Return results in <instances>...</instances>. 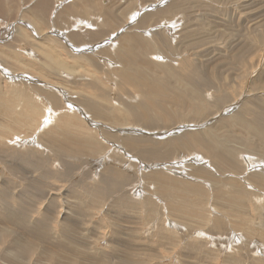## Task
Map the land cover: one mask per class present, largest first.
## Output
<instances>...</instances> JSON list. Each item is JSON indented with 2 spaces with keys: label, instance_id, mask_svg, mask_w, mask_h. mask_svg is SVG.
<instances>
[{
  "label": "rangeland",
  "instance_id": "obj_1",
  "mask_svg": "<svg viewBox=\"0 0 264 264\" xmlns=\"http://www.w3.org/2000/svg\"><path fill=\"white\" fill-rule=\"evenodd\" d=\"M132 34L134 38H131ZM123 37L128 40L127 45ZM48 46L64 65L59 71L49 72L46 57L42 58V51ZM126 50H132V56H135L132 61L142 66L139 68L135 63L138 71L149 73V77L159 81L160 88L163 86L165 92L170 91L169 95L175 94V98L179 92L184 97L191 95L180 108L174 109L175 120L166 122L159 113L153 114L155 120L151 118L146 127L142 119L138 123L128 117L124 123L117 121V116L125 117L124 106L128 103L145 101V84L136 92L130 89L119 73L121 68L129 71L122 58ZM193 71L204 79L198 92L192 87L193 75H196ZM187 72L192 75L186 79L188 86H183L184 81L180 83L177 79L185 78L183 74ZM136 78L142 79L139 76ZM16 90L25 92L37 107L35 111L39 106L41 108L34 112L21 107L27 102L14 94ZM0 93L4 98L0 99L1 105L10 104L6 106L5 113L0 112L1 255L16 252L11 246L14 236L20 235L23 240L26 237L33 239L36 227H41L37 229H44L46 232L43 234L47 233V236H38L41 242L36 238V245L29 251V256L24 255V262H29L27 264H55L59 259L51 260L40 255L41 252L54 250L57 256L55 245L59 242L67 245L69 241L79 242L75 244L79 245L77 250L83 255L77 258L81 264L105 262V254V257L110 254L114 258L119 243L122 247L125 245L128 252L137 250L138 253H134L138 258L136 260L146 264H181L179 256L188 257L190 264H264L263 245L257 241L248 244L254 235L243 230L251 228V232H255L257 226L254 228L250 220L242 224L234 218L235 223L228 214L231 209H237L240 215L256 219L257 223L264 225V211L261 213L258 208L264 204V186H257L255 178V175L261 178L264 175V142L260 135L257 136L255 117L249 112L252 109L260 111L264 118V0H0ZM16 96L21 102L15 107ZM50 97L59 101V110L74 116L69 118L72 124L68 128L72 133L80 132L81 135L74 140V146L72 143L70 148H58L62 149L60 155L54 147L47 145L46 133L58 134L57 139H66V145L69 137H60V132L53 129L63 130L65 127L57 119L61 112H53ZM134 98L135 101H132ZM81 100L101 109V116H90L81 107ZM68 101L74 103L69 104ZM252 103L255 104L253 107ZM22 110L28 111V121L23 118ZM195 110L198 114L194 116ZM235 119L240 120V125H232ZM205 128L221 137L218 151L225 144L229 149L236 150V158L227 154V163L221 169L203 151L185 147L176 149L173 142L168 145V140L170 142L183 132H202ZM263 128L258 127L262 132ZM153 130L154 133H150ZM88 131L99 142L98 149L87 150L86 146L82 151L77 150L78 144L83 143L82 135L90 140ZM137 135L146 137L148 141L141 142L137 149L121 147L125 137ZM88 139L83 141L87 144ZM247 140L254 148L248 150L246 145L243 146ZM97 151L101 154L98 155ZM141 151L144 153L142 157ZM195 153L199 154L198 157ZM117 155H120L119 158ZM112 171L114 177L109 175ZM162 172L164 175L159 174ZM196 174L198 177L194 178ZM108 175L113 178L110 193L104 195L101 201L93 202L97 205L89 203L87 194L83 193L86 187L92 189L93 186L95 189L105 186L106 180H112L108 179ZM155 175H168L166 178L176 175V178H168L170 182L173 179L175 188L171 183L169 185L174 191H166L176 193L179 185L188 180L187 184L192 182V186L202 188L205 196L199 199L197 192L187 189L185 197L188 196L189 200L194 197V203L190 200L193 204L191 208H194L193 211L190 209L191 215H181L183 202L179 198L176 201L180 202V212L174 210V214L169 213L165 198L160 201L152 196L159 188ZM184 183L182 185H186ZM238 191H244V195L239 196ZM178 193L184 192L179 190ZM222 195H225L223 201L218 198ZM235 196H238V201L231 202L230 199ZM147 201H151L148 205L151 208L143 207ZM196 201H201L198 204L200 209L196 208ZM73 204L83 207V213ZM124 205H133L134 208ZM75 209L77 213H74ZM147 213H152L150 219ZM26 214L28 219H24ZM69 214L71 219L72 216L77 217L75 225H72L73 233L65 226V222L70 221L67 218ZM194 214L199 217L192 219ZM198 218L201 219L195 220ZM216 223H223V226ZM7 228L14 231L4 233ZM2 234L5 237L2 238Z\"/></svg>",
  "mask_w": 264,
  "mask_h": 264
},
{
  "label": "bare ground",
  "instance_id": "obj_2",
  "mask_svg": "<svg viewBox=\"0 0 264 264\" xmlns=\"http://www.w3.org/2000/svg\"><path fill=\"white\" fill-rule=\"evenodd\" d=\"M82 8V7H81ZM87 9H88V7H86ZM83 9H85L84 7H83ZM89 9H91V8H89ZM88 9V10H89ZM82 10V9H81ZM87 13V12H86ZM113 16V15H112ZM79 18V17H78ZM87 18V17H86ZM125 23V22H124ZM89 24V23H88ZM116 24V23H115ZM122 26V25H121ZM115 27V26H114ZM120 28V27H119ZM122 29V28H121ZM131 35V34H130ZM133 35L134 34H132V37L131 38H134L135 37V35H134V37H133ZM123 36V35H122ZM122 36H121V38H122ZM124 36H125V33H124ZM120 38V39H121ZM124 38V37H123ZM116 39H118V38H116ZM129 39H130V37H129ZM124 40L126 41V39L124 38ZM134 40V39H133ZM118 41V40H117ZM128 41V40H127ZM127 41H126V45H127ZM121 42H122V40H121ZM2 43V42H1ZM116 43V42H115ZM118 43H119V41H118ZM134 43V42H133ZM135 43H137V42H135ZM117 44V43H116ZM120 44H122V43H120ZM119 44V46H121ZM131 44V43H130ZM42 45H43V43H42ZM123 45V44H122ZM124 45H125V43H124ZM125 45V46H126ZM116 46H118V45H116ZM124 47V46H123ZM134 47H137V46H134ZM2 48V47H1ZM118 48V47H117ZM126 48V47H125ZM3 49V48H2ZM2 49H1V51H2ZM138 49V48H137ZM4 50V49H3ZM117 50H119V49H117ZM116 50V51H117ZM121 50V49H120ZM132 50H133V48H132ZM132 50H126V51H123V52H125L124 54H122V58H123V60H125V63L127 64V68L129 69V71H126L127 69H125V71L123 72V68H121L120 69V71H119V73H120V75H122V80L123 81H125V83L130 87V89H133L134 91H136L137 92V89H141V86L143 87V85L144 86H146L145 87V90H146V93H145V103L143 102V100L140 102V103H137V104H134V103H128L127 104V106H124V108H125V114H123L121 111V113L123 114V115H125V117L123 118H120V116H119V118H118V116H117V121L120 123H124V121L126 120V119H128V118H132L130 121H133V122H136V123H138V121H139V119H142L143 121H144V125H145V127L147 126V125H149V122H150V120H151V118L152 119H154V117H152L153 116V114L154 115H159V113L161 114L160 115V117H162L163 119H164V121H166V122H171V121H173V120H175V117L176 116H174L173 114L175 113V112H173L174 111V109H178V108H180L184 103H185V101L191 96L190 94H186L187 96L186 97H184L183 95H182V93H180L179 92V95H178V97L177 98H175V94L174 95H169V93H170V91H168V92H165L164 91V89L165 88H163V86L160 88V86H159V84H158V82L159 81H156V79L155 78H151V77H149V73H147V72H145V70L143 71H141V72H139L138 71V69L139 68H141V67H139L138 66V64H139V62H135V61H132V57H135L134 55L132 56V54H133V52H132ZM5 51V50H4ZM110 51H111V49H110ZM115 51V52H116ZM122 51V50H121ZM42 52H44V55L42 56V58L45 56L46 58H45V62H46V65L48 66V71L50 72V70L51 71H59V69H61V68H63L64 67V65H62V62L59 60H57V55H55L54 53H53V51H52V49L48 46L47 48H45V51H42ZM105 53V52H104ZM112 53V52H111ZM43 54V53H42ZM46 54V55H45ZM108 54V53H107ZM115 55H117V54H115ZM136 55V54H135ZM138 55V54H137ZM120 57V59H121V55L119 56ZM139 57V56H138ZM25 58V57H24ZM79 58V57H78ZM27 59V58H26ZM77 59V58H76ZM23 60V59H22ZM118 60V59H117ZM135 60V59H134ZM138 61H139V58H138ZM118 62V61H117ZM115 63H116V61H115ZM124 63V64H125ZM137 64V66L139 67H137V66H135L136 64ZM43 64V63H42ZM65 64V63H64ZM125 64V65H126ZM117 65H119V63L117 64ZM121 66V65H120ZM23 67H24V65H23ZM67 67H70V66H67ZM144 68V67H143ZM44 69H45V67H44ZM67 69V68H66ZM123 69V70H122ZM146 69V68H145ZM47 70V69H46ZM116 70V69H115ZM147 70V69H146ZM194 70V69H193ZM65 70H63V72H64ZM191 71H192V69H191ZM203 71V70H202ZM254 71V70H253ZM118 72V71H117ZM181 72V71H180ZM193 72H195V71H193ZM190 73V72H189ZM189 73L187 72V74L185 73V74H183V75H186V77L185 78H178L177 79V81L178 82H183L184 81V84H183V86H188V84H189V81H187L186 79H190V75H192V73L189 75ZM197 73L199 74V72H198V70H197ZM85 74V73H84ZM118 74V73H117ZM153 74V73H152ZM194 74V73H193ZM195 74H196V72H195ZM135 76H139L140 78H142V79H139V80H137V78L135 79ZM193 76H195L194 77V81H193V85H192V83L190 82V85H192V87L194 88V90L193 91H195V92H198L199 91V89H200V87L201 86H203V81H204V79L202 78V77H198V76H201V75H193ZM144 77V78H143ZM168 77H170V76H168ZM17 78V77H16ZM25 78V77H24ZM206 78V77H205ZM71 80V79H70ZM186 80V81H185ZM96 81V80H95ZM172 81V80H171ZM191 81V80H190ZM206 81V80H205ZM102 82V81H101ZM100 82V83H101ZM100 83L98 84V86L100 85ZM164 84V83H163ZM166 84V83H165ZM164 84V85H165ZM172 84V83H171ZM177 84V83H176ZM19 85V84H18ZM168 85V84H167ZM170 85V84H169ZM173 85H174V82H173ZM189 85V86H190ZM208 85V84H207ZM166 86V85H165ZM178 86V85H177ZM44 87V86H43ZM136 87V88H135ZM182 87V86H181ZM167 88V87H166ZM180 88V87H179ZM168 89V88H167ZM15 90V89H14ZM89 90V89H88ZM174 90V89H173ZM91 91V90H90ZM90 91H88L89 93H90ZM92 92H94V91H92ZM133 92V91H132ZM182 92V91H181ZM174 93V92H173ZM1 94V93H0ZM10 94V93H9ZM14 94H18V96H21L22 98H24L25 99V101L27 102V103H24L21 107H25L26 109H28V110H31V111H33L34 110V112H37L38 111V109H39V107H38V109H37V111H35V108H37V107H35L34 105H33V102H32V100L30 99V98H28V96L25 94V92L23 93V91H18V90H16V92H14ZM30 94V93H29ZM106 94V93H105ZM171 94V93H170ZM45 95V94H44ZM79 95H80V92H79ZM12 96V95H11ZM32 96V95H31ZM30 96V97H31ZM83 96V95H82ZM92 96V95H91ZM110 96V95H109ZM33 97V96H32ZM84 97H85V95H84ZM87 97H89V96H87ZM102 97H104V96H102ZM202 97V96H201ZM46 98H47V96H46ZM79 98V97H78ZM0 99H4V98H2V96L0 95ZM48 99V98H47ZM74 99V98H73ZM76 99V98H75ZM82 99V98H81ZM49 100H50V102H51V105H52V108H53V112H55V111H60L61 113H60V117H58L57 119L62 123V126H63V128L65 127V129H61V130H59V128H53L55 131H58V132H60L59 133V136L61 137V136H64V135H67L68 137H69V143H67V145L66 144H64V141L66 140H64L63 141V139H60V140H58L57 139V135L56 136H54V135H52V134H54L53 132H52V134L49 132V131H47V133H46V139H47V145H51V148L52 147H54L57 151H58V153H59V155H60V152L62 153V149H59L58 150V148H61V146H64V147H68L69 146V148H70V145L73 143V142H75L74 140H76V139H78L79 137L78 136H81L80 135V132H78V133H72L71 131H70V128H68V127H70V125L72 124L71 122H70V120H69V118H71V119H73L74 118V116L73 115H68L67 113H65V112H62L61 110H59L60 109V104H59V101L55 98V97H50L49 98ZM77 100V99H76ZM138 100V99H137ZM78 101V100H77ZM92 101V100H91ZM132 101H135V98L134 99H132ZM6 102H8L7 100H6ZM21 101L18 99V97L16 96V102L14 103L13 102V104H14V106L16 107V106H20V105H18V103H20ZM68 102H70L69 104H73L74 102L73 101H68ZM91 102H89V104H88V102H86V101H82L81 100V107L83 108H85V110L89 113V115L91 116V114L92 115H94V116H101V114H102V110L101 109H98L97 107H95V106H93V104L91 105L90 104ZM167 103H168V105H167ZM2 104V102H0V107L2 106V109H0V112H1V110H2V112H4V110H7L6 109V106L7 105H10L9 103L7 104L6 103V105L4 106V105H1ZM12 105V104H11ZM106 105V104H105ZM255 105V104H254ZM253 105V103H252V107L254 106ZM42 106V105H41ZM113 106V105H112ZM171 106V107H170ZM107 107V106H106ZM178 107V108H177ZM11 108V107H10ZM9 108V109H10ZM41 108V107H40ZM87 108V109H86ZM143 110H141V109ZM8 109V110H9ZM55 110V111H54ZM83 110V109H82ZM114 110H117V109H115L114 108ZM23 112H22V116H23V118H25L27 121H28V119H27V115H28V111H25V110H22ZM118 111V110H117ZM170 111H172V113L170 112ZM7 112V111H6ZM11 112V111H10ZM43 112V111H42ZM109 112H111L110 110H109ZM249 112H251L253 115H254V125H255V132H256V134H257V136L258 135H260L259 137H261L262 138V140H263V142H264V131L262 132V131H260L259 129H258V127H260V126H262V128H263V124H264V118L262 117V115H261V113H260V111H257V110H249ZM5 113V112H4ZM46 113V112H45ZM263 113H264V111H263ZM6 114H8V113H6ZM112 114V113H111ZM110 114V115H111ZM113 114H115V113H113ZM117 114H118V112H117ZM120 114V113H119ZM118 114V115H119ZM198 114V111L197 110H195L194 112H193V115L195 116V115H197ZM242 114V113H241ZM3 115V114H2ZM108 115V114H107ZM48 116V115H47ZM109 116V115H108ZM113 117H114V115H112ZM111 116V117H112ZM113 117H112V119H113ZM128 117V118H127ZM212 118L214 117V116H211ZM22 118V119H23ZM50 118V117H49ZM110 118V117H109ZM156 118V117H155ZM179 118V117H178ZM107 119H108V117H107ZM122 119V120H121ZM173 119V120H172ZM240 119V118H239ZM239 119H235V120H233L232 121V125H234V126H236L237 124H238V122H240V120ZM35 120V119H34ZM114 120H116L115 118H114ZM155 120V119H154ZM153 120V121H154ZM162 120V119H161ZM20 121H21V119H20ZM20 121L18 120V124H20ZM23 121V120H22ZM110 121V120H109ZM128 121V120H127ZM142 121V122H143ZM70 122V123H69ZM132 122V123H133ZM23 123H25V122H23ZM112 123H117L116 121L115 122H113V120H112ZM131 123V124H132ZM140 123V122H139ZM152 123V122H151ZM150 123V124H151ZM127 124H130V122L129 123H126V125ZM134 124V123H133ZM3 125V124H2ZM74 125V124H73ZM117 125H118V123H117ZM138 125V124H137ZM140 125V124H139ZM238 125H240V124H238ZM114 126H116V125H114ZM119 126H120V124H119ZM122 126V125H121ZM132 126V125H131ZM135 126V125H134ZM142 126H143V124H142ZM141 126V127H142ZM2 127V126H1ZM125 127V126H124ZM130 127V126H129ZM141 127H139V129L141 128ZM151 127V126H150ZM2 128H4L5 129V127L3 126ZM7 128H9V127H7ZM7 128H6V130H7ZM61 128V127H60ZM81 128V127H80ZM121 128V127H120ZM136 128H138V127H136ZM148 128V127H147ZM152 128V127H151ZM169 128V127H168ZM209 128H211V127H209ZM42 129H43V127H42ZM53 129H51V130H53ZM79 129V128H78ZM127 129V128H126ZM206 130L205 131H198V132H183V134L181 135V136H179V137H177V138H172V140L170 139V142H169V140H168V145L169 144H171V142H173V145H174V147L176 148V149H179V148H183V147H185V148H190V149H192V150H200V151H203L207 156H209L210 157V159L213 161V162H215L216 164H218V167L221 169L222 168V166H224L227 162H226V158H227V154L228 155H230L231 157H234L235 155H236V150H232V149H229L228 148V146L225 144V145H222L221 146V148L219 149L220 151H218L217 150V144H220L221 143V137H219V136H217V133H214V132H211V129L209 130L208 128H205ZM207 129L209 130V131H207ZM241 129V128H240ZM6 130H4V131H6ZM10 130V129H9ZM30 130V129H29ZM128 130H129V128H128ZM143 130V129H142ZM141 130V131H142ZM148 130V129H147ZM151 130V129H150ZM263 130H264V128H263ZM140 131V130H139ZM187 131V130H186ZM254 131V130H253ZM252 131V132H253ZM49 132V133H48ZM58 132H56V133H58ZM179 132V131H178ZM181 132H182V130H181ZM180 132V133H181ZM6 133V132H5ZM15 133V132H14ZM55 133V134H56ZM88 133V134H87ZM86 134H87V136H89L90 137V140L86 137V135L84 136V135H82V137H80V138H83V140L84 139H88V141H89V143H85L83 140H81L83 143L82 144H80L79 142V144H78V148H77V150H79V151H82L83 150V148L84 147H86V146H88L87 148V150H93L94 151V149L98 146V141L96 140L95 141V135H93L91 132L89 133V131L87 132ZM110 133V132H109ZM142 133V132H141ZM150 133H154V130L153 131H151ZM82 134V133H81ZM136 134V133H135ZM134 134V135H135ZM164 135V134H163ZM179 135V134H178ZM140 136H143V135H140ZM160 138V135H158L157 136V138ZM97 138V137H96ZM158 138V139H159ZM165 138H166V136H165ZM236 138V137H235ZM239 138V137H238ZM57 139V141H56V143H53L55 140ZM115 139V138H114ZM226 141H227V139L226 138H224ZM107 140V139H106ZM113 140V139H112ZM145 140H147L146 139V137L145 138H140L138 135L137 136H135V137H132V136H128V137H125V139H124V145H120L119 144V146H121L123 149H125L126 147H128V149L129 148H132V149H137L139 146L138 145H140L141 144V142H145ZM150 140V139H149ZM151 140H152V138H151ZM235 140H237V139H235ZM239 140V139H238ZM249 140V139H248ZM246 141L245 143H244V145L243 146H245L246 145V148L249 150V149H252V148H254L253 146H251V144H250V140L249 141ZM148 141V140H147ZM154 141V140H153ZM112 142V141H111ZM116 142H117V140H116ZM239 142H241V141H239ZM249 142V143H248ZM93 143V144H92ZM153 143V142H152ZM64 144V145H63ZM84 144V145H83ZM92 144V145H91ZM147 144V143H146ZM150 144V143H149ZM164 144V143H163ZM66 145V146H65ZM162 145V144H161ZM165 145H167L166 143H165ZM167 145V146H168ZM253 145V144H252ZM73 146H74V143H73ZM124 146V147H123ZM143 146V145H142ZM172 146V145H171ZM170 147V146H169ZM256 147V146H255ZM145 148V147H144ZM147 148H149V147H147ZM147 148H145V149H147ZM155 148V147H154ZM244 148V147H243ZM4 149V148H3ZM86 149V148H85ZM97 149H98V147H97ZM96 149V150H97ZM171 149V148H170ZM51 150V149H50ZM65 150V149H64ZM131 150V149H130ZM143 150V149H142ZM149 150V149H148ZM157 150H158V148H157ZM174 150V149H173ZM184 150V149H183ZM14 151V150H13ZM53 151V150H52ZM104 151H106V149L104 150ZM127 151V150H126ZM145 151V150H144ZM151 151H152V149H151ZM169 151V150H168ZM200 151L198 152V153H200ZM251 151V150H250ZM47 152V151H46ZM65 152V151H64ZM76 152V151H75ZM99 151H97V154L99 155V154H101L100 152L98 153ZM187 152H189V150L187 151ZM41 153V152H40ZM49 153V152H48ZM47 153V154H48ZM105 153V152H104ZM167 153V152H166ZM174 153V152H173ZM191 153H193V151L191 152ZM202 153V152H201ZM251 153V152H250ZM37 154V153H36ZM39 154V153H38ZM55 154V153H54ZM65 154V153H64ZM63 154V155H64ZM94 154V153H93ZM92 154V155H93ZM145 154H146V152H145ZM149 154V153H148ZM196 155H197V157H198V155L199 154H197V153H195ZM195 154H193V155H195ZM35 155V154H34ZM40 155V154H39ZM56 155V154H55ZM67 155H69V154H67ZM91 155V154H90ZM114 155V154H113ZM129 155V154H128ZM144 155V153L141 151V154H140V156L142 157ZM152 155V154H151ZM154 155H155V153H154ZM153 155V156H154ZM202 155V154H201ZM204 155V154H203ZM206 155H204L205 157H207ZM30 156V155H29ZM29 156H28V158H29ZM37 156V155H36ZM118 156H120V155H117V157ZM127 156V155H126ZM148 156V155H147ZM155 156H157V155H155ZM229 156V157H230ZM45 157V156H44ZM31 158H33V157H31ZM43 158V157H42ZM107 158V157H106ZM119 158V157H118ZM123 158V157H122ZM146 158V157H145ZM156 158V157H155ZM159 158V157H158ZM235 158H236V156H235ZM234 158V159H235ZM240 158V157H239ZM27 159V158H26ZM97 159V158H96ZM30 160V159H29ZM46 160V159H45ZM206 160V159H205ZM248 160H250V159H248ZM253 160H254V158H253ZM32 161V160H31ZM60 161H62V160H60ZM252 161V160H251ZM255 161V160H254ZM257 161H259V160H257ZM29 162V161H28ZM36 162V161H35ZM121 162V161H120ZM76 163V162H75ZM122 163V162H121ZM262 163H264V162H262ZM254 164V163H253ZM257 164V163H256ZM107 165V164H106ZM154 165V164H153ZM235 165V164H234ZM66 165H64V167H65ZM104 166V165H103ZM117 166H119V165H117ZM177 167V166H176ZM176 167H174V169L176 168ZM250 167V166H249ZM68 168V167H67ZM104 168V167H103ZM168 168V167H167ZM209 168V167H208ZM230 168V167H229ZM262 168V167H261ZM109 169V168H108ZM166 169V168H165ZM201 169H202V167H201ZM200 169V170H201ZM211 169V168H210ZM105 170H107V166H106V169ZM204 170V169H203ZM224 170H227V169H224ZM264 170V169H263ZM103 171V170H102ZM167 171H169V170H167ZM171 171H173V170H171ZM29 172V171H28ZM201 172H203L202 170H201ZM108 173H110V172H108ZM123 173V172H122ZM148 173V172H147ZM147 173H145V174H147ZM172 173H175L174 171L172 172ZM255 173V172H254ZM159 174H163V172L162 173H159ZM215 174V173H214ZM109 175H113V177H114V173H113V171H112V173L111 174H109ZM108 175V179H110V178H112L111 176H109ZM117 175H121L120 173H117ZM164 175V174H163ZM162 175V176H163ZM174 175V174H173ZM172 175V176H173ZM177 175V174H176ZM175 175V176H176ZM204 175V174H203ZM209 175V174H208ZM230 175V174H229ZM255 175V174H254ZM105 176V175H104ZM103 176V177H104ZM116 176V175H115ZM161 175H160V177L159 176H157V175H155V182L156 183H158L159 182V188L157 189V191L154 193V194H152V196L153 197H156V198H158V200H160V201H162V198L164 197L165 198V200L168 202L167 204H165V207L167 208V211H169V213H171L172 212V214H174V210H176L177 212H180V202L182 203L183 202V209L181 210V212H182V216L183 217H189L190 215H191V211H193L192 209H194V208H191L192 206L191 205H193V204H190V200H194V197H192V198H190V200L188 199V196H186L185 197V195H186V191H187V189H188V191L189 190H191V189H193L195 192H197L198 193V198L199 199H202V197H204L205 196V193H204V191H202L201 189L202 188H197L198 187V185H195V186H197V187H194V186H192V185H194L192 182H190L189 184H187L186 182H188V180L187 181H184L183 183L184 184H186V185H182L183 183H181V185H179V188H177V190H178V192H179V190H182V192H184V193H178V192H174V193H172V191H174V190H172L170 187H174V185H172V182H173V179H172V182H170L169 181V179L170 178H174V177H172V176H170V178L169 177H165V176H168V175H165V176H163L162 177ZM180 176V175H179ZM260 176V175H259ZM259 176H256L255 175V178H256V185L257 186H259V187H263L264 186V175H263V178H261V177H259ZM102 177V178H103ZM106 177V176H105ZM110 177V178H109ZM117 178H118V176H116ZM195 177H198L197 176V174H196V176H194V178ZM211 177V176H210ZM73 178V177H72ZM117 178H115V182H116V179ZM120 178H124V177H120ZM169 178V179H168ZM176 178V177H175ZM107 178H105V180H106ZM154 179V178H153ZM153 179H152V181H153ZM178 179V178H177ZM180 179V178H179ZM178 179V180H179ZM197 179V178H196ZM71 180V179H70ZM105 180H103V181H105ZM120 180V179H119ZM139 180V179H138ZM198 180V179H197ZM210 180H212V179H210ZM251 180V179H250ZM110 181H111V183H113L112 181H113V178H112V180H106V182H105V186H100L101 188H95V189H93V186H91V188L93 189H90V187H89V189H87V187H86V190H84L85 192H83V193H85V194H87V200L89 201V203H91V204H93V202H99V201H101L100 199L104 196V195H108L109 193H110V189H111V187L113 186V185H110ZM129 181V180H128ZM190 181V180H189ZM192 181V180H191ZM218 181V180H217ZM238 181V180H237ZM75 182V181H74ZM154 182V183H155ZM166 182H168V183H166ZM181 182V181H180ZM179 182V183H180ZM210 182V181H209ZM79 183V182H78ZM169 183H171V185H169ZM194 183H196V184H198V182L197 181H195ZM201 183V182H200ZM199 183V184H200ZM71 184H73V183H71ZM116 184V183H115ZM127 185H128V183H126ZM174 184H175V182H174ZM211 184H213V181H211ZM215 184V183H214ZM81 185V184H80ZM118 185H119V183H118ZM176 185H177V182H176ZM201 185V184H200ZM199 185V186H200ZM88 186V185H87ZM152 186V185H151ZM181 186V187H180ZM185 186V187H184ZM97 187V186H96ZM119 187V186H118ZM122 187V186H121ZM172 187V188H173ZM177 187V186H176ZM114 188V187H113ZM116 188V187H115ZM175 188V187H174ZM173 188V189H174ZM75 189V188H74ZM172 190L171 192L170 191H166V190ZM183 189H185V190H183ZM67 190V189H66ZM155 190V189H154ZM80 191V190H79ZM159 191V192H158ZM187 191V192H188ZM22 192V191H21ZM34 192V191H33ZM127 192V191H126ZM190 192V191H189ZM208 192V191H207ZM258 192V191H257ZM76 193V192H75ZM74 193V194H75ZM220 193H222V194H224L222 191L220 192ZM220 193H219V195H220ZM238 193H239V196H243L244 195V191H238ZM21 194H23V193H21ZM190 194V193H189ZM247 194V193H246ZM246 194H245V196H246ZM2 195V194H1ZM129 195V194H128ZM188 195V194H187ZM217 195V194H216ZM251 195V194H250ZM25 196V195H24ZM33 196V195H32ZM82 196V195H81ZM84 196V197H85ZM122 196V195H121ZM135 196V195H134ZM194 196H196V195H194ZM224 196L225 195H222V196H219L218 198L220 199V200H222L223 198H224ZM78 197H80V196H78ZM124 197H126V196H124ZM136 197H137V195H136ZM216 197V196H215ZM227 197V196H226ZM238 196H235V197H233V198H231L230 199V201L231 202H233V200L234 201H238L237 198ZM75 198H77V197H75ZM123 198V197H122ZM180 199L181 201L180 202H177L176 200L177 199ZM206 198V197H205ZM230 198V197H229ZM248 198V197H247ZM264 198V197H263ZM1 199V198H0ZM20 199V198H19ZM28 199V198H27ZM133 198H131V200H132ZM227 199V198H226ZM23 200V199H22ZM94 200H96V201H94ZM110 200V199H109ZM118 200H119V198H118ZM127 200V199H126ZM224 200V199H223ZM222 200V201H223ZM1 201V200H0ZM28 201V200H27ZM117 201V200H116ZM124 201H125V199H124ZM128 201V200H127ZM152 201V200H151ZM150 201V202H151ZM156 201V200H155ZM229 201V200H228ZM263 201V200H262ZM29 202V201H28ZM32 202V201H31ZM31 202H30V204H31ZM119 202V201H118ZM121 202V201H120ZM119 202V203H120ZM149 202V203H150ZM197 202V201H196ZM25 203V202H24ZM77 203H79V202H77ZM149 203H148V201H147V203H143V207H147L148 205H149ZM192 203H194V201L192 202ZM200 203H201V201H198L197 202V204L195 205L196 206V208H199L200 209V207L198 206V204L200 205ZM203 203V202H202ZM222 203V202H221ZM220 203V204H221ZM229 203V202H228ZM22 204V203H21ZM96 204V203H95ZM95 204H93V205H95ZM79 205V204H78ZM97 205V204H96ZM138 205V204H137ZM235 205V204H234ZM241 205V204H240ZM73 207H76V208H80L79 210H80V213H83V211H84V208L83 207H81L80 205L79 206H77V205H72ZM91 206V205H90ZM103 206V205H102ZM120 206V205H119ZM124 206H126V205H124ZM163 206V205H162ZM220 207H221V205H219ZM229 206V205H228ZM251 206V205H250ZM20 207H21V205H20ZM25 207V206H24ZM126 207H130V208H134V206L133 205H131V206H126ZM136 207H138V206H136ZM141 207V206H140ZM148 207H150V206H148ZM153 207V206H152ZM235 207V206H234ZM23 208V207H22ZM22 208H21V210H22ZM151 208V207H150ZM154 208V207H153ZM223 208V207H222ZM228 208L229 207H227V209L226 210H228ZM240 208V207H239ZM238 208V209H239ZM259 210L261 211V213H263V211H264V204L263 205H260L259 207ZM12 209V208H11ZM72 209V208H71ZM126 208H124V210H125ZM185 209H186V211H185ZM190 209H191V211H190ZM245 209V208H244ZM113 210V209H112ZM149 210V209H148ZM197 210V209H196ZM224 210H225V208H224ZM237 209H234V210H230L229 212H228V214H229V216H231V218L232 219H236L237 220V222H240V223H242L243 224V222H248L249 220L252 222V224H254V228L257 226V227H259V228H255V232H251V228H246V229H243V227L241 228V229H243V230H247L248 232H246V233H251V234H253L254 235V239H252V240H250L249 242H247L248 244H250V243H252L253 241H257V242H259L260 244H262L263 245V247H264V227H262V225H263V223H261V222H256V219L255 220H252L250 217H248V216H242V215H240V213L239 212H237L236 211ZM240 210V209H239ZM256 210V209H255ZM12 212L13 211H15V210H11ZM109 211V210H108ZM144 211V210H143ZM146 211V210H145ZM150 211V210H149ZM154 211V210H153ZM171 211V212H170ZM198 211L199 210H197V213H198ZM201 211H202V209H201ZM220 211V210H219ZM223 211V210H222ZM234 211H236L235 213H234ZM242 211V210H241ZM258 211V210H257ZM18 212V211H17ZM74 212V211H73ZM74 213H77L76 212V209H75V212ZM153 213V212H152ZM151 213V214H152ZM12 214H14V213H12ZM142 214V213H141ZM150 213H147V217L149 218V217H151L152 215H151ZM154 214V213H153ZM199 214V213H198ZM10 215V214H9ZM8 214H7V216H9ZM22 215H24V214H22ZM66 215V214H65ZM72 215H73V213H72ZM200 215V214H199ZM199 215H195L194 214V216L192 217V219L193 218H195V217H199ZM220 215V214H219ZM218 215V217H220ZM227 215V214H226ZM3 216V215H2ZM14 216V215H13ZM21 216V215H20ZM25 216H27V214L25 215ZM24 216V219H28L29 218V216H27V217H25ZM131 216V215H130ZM129 216V217H130ZM261 216V215H260ZM73 217V219H71V215L69 214L68 215V220H70L69 222H65V226H67L68 227V229L69 230H71V232L73 233V226L72 225H75L74 223H76V221H77V217H74V216H72ZM10 218V217H9ZM21 218H23L22 216H21ZM66 218V217H65ZM66 218V219H67ZM74 218H75V220H74ZM191 218V217H190ZM217 218V217H216ZM5 219V218H4ZM150 219V218H149ZM199 219H201V218H198V219H195V220H199ZM234 219V220H235ZM43 220H44V218H43ZM65 220V219H64ZM67 220V221H68ZM236 220H235V223H237L236 222ZM8 221H9V219H8ZM40 221V220H39ZM38 221V222H39ZM190 221V220H189ZM217 222H219L220 220H219V218H217V220H216ZM46 222V221H45ZM150 222V221H149ZM191 222H192V220H191ZM196 222V221H195ZM11 223V222H10ZM214 223V222H213ZM14 224V223H13ZM170 224V223H169ZM217 224V223H216ZM248 224V223H247ZM189 225V224H188ZM218 226H223V223H218L217 224ZM172 226V225H171ZM234 227H236V225L234 224L233 225ZM239 226V225H238ZM264 226V225H263ZM6 227V226H5ZM10 227H12V226H10ZM62 227H63V225H62ZM37 228H41V227H36V229H35V237L33 238V239H28V237H26L25 239H27V240H23V238L20 236V235H18V237H16V236H14L13 238H14V241L12 242V247H13V249H14V251H16V252H13L14 254H12V253H8V252H5V253H3L0 257H1V259H0V262H2L3 264L5 263V264H27V262L28 261H26L25 260V262H24V259H25V254L26 255H28L29 256V251L30 250H32V248H33V245L35 246L36 245V243H35V241H36V238L38 237V236H40V237H46L47 235V233L46 234H43V233H45L44 232V229L41 231V230H39V229H37ZM221 228V227H220ZM239 228V227H238ZM46 229H47V227H46ZM45 229V230H46ZM200 229V228H199ZM224 229V228H223ZM11 230H13V229H8L7 228V230L4 232V233H9ZM4 231V230H3ZM14 231V230H13ZM227 231V230H226ZM1 232H2V230H1ZM20 232V231H19ZM61 232H62V230H61ZM70 232V233H71ZM119 233H121L120 232V230L118 231ZM230 232V231H229ZM65 233V232H64ZM16 234V233H15ZM25 234V233H24ZM62 234V233H61ZM75 234H77V233H75ZM44 235H46V236H44ZM164 235V234H163ZM237 235V234H236ZM247 235V234H246ZM252 235V236H253ZM2 236V238L3 237H5V235L4 234H2L1 235ZM76 236V235H75ZM230 236V235H229ZM244 236V235H243ZM247 236H250V235H247ZM65 237V236H64ZM63 237V238H64ZM188 237V236H187ZM219 237V236H218ZM239 237V236H238ZM74 238V237H73ZM73 238H71V239H73ZM248 238V237H247ZM70 239V238H69ZM259 239L261 240V241H259ZM37 240H39V242H41V239L40 238H37ZM50 240H52V239H50ZM49 240V241H50ZM74 241H75V238H74ZM122 241V240H121ZM235 241V240H234ZM5 242H6V240H5ZM66 242V241H65ZM76 242H78V241H76ZM76 242H73V241H69L68 242V244L67 245H64V243L63 242H59L57 245H55V249H56V253H57V256H55V253H54V250H52V251H42L41 252V254L40 255H42V256H44V257H49L51 260L52 259H54V258H56V259H59V261H56V263L55 264H81L80 262H78L77 261V258H78V256H80V255H82V254H80L79 252H78V250H77V248H79V247H77V246H79V245H77L76 246ZM57 243V242H56ZM258 243V244H259ZM39 244V243H38ZM78 244H79V242H78ZM81 244V243H80ZM65 246H66V248H65ZM123 246V245H122ZM121 246V244L119 243V247H117L116 249L118 250V253H117V255L114 257V258H111L110 257V254H109V256H106L105 257V255H107V254H105L104 256H103V259L104 260H106L105 262H98V263H96V264H146V263H144V262H139V260H136V259H138L137 257H136V255L134 254L135 252L136 253H138L137 252V250H135V251H133V252H128V250L127 249H125L124 247H125V245H124V247H122ZM250 246V245H249ZM47 247V246H46ZM84 247V246H83ZM246 248H248V247H246ZM66 249H67V252H66ZM80 249H83V248H81L80 247ZM141 250V249H140ZM250 250V249H249ZM62 251V252H61ZM83 251V250H82ZM147 251H149V250H147ZM38 252H40L39 250H38ZM113 252V251H112ZM140 252V251H139ZM234 252V251H233ZM84 254V253H83ZM201 254V253H200ZM140 255V254H139ZM27 256V257H28ZM83 256V255H82ZM85 257L84 258H87V259H89L88 257H86L87 255H84ZM137 256H138V254H137ZM219 256V255H218ZM35 257V256H34ZM96 257V256H95ZM138 257H141V256H138ZM188 258V257H187ZM187 258H185V257H182V256H179V258L178 259H180V261H181V264H184V263H188V264H190V262H189V260L187 259ZM75 259H76V261L78 262H76L75 261ZM213 259V258H212ZM229 259V258H228ZM33 260V259H32ZM90 260V259H89ZM143 260H144V258H143ZM235 260V259H234ZM256 260V259H255ZM87 260H85V262H86ZM140 261H141V259H140ZM180 261H179V263H180ZM76 262V263H75ZM251 262V261H250ZM29 263V262H28ZM33 263V262H32ZM35 264V263H34ZM89 264H94V263H89ZM218 264V263H217Z\"/></svg>",
  "mask_w": 264,
  "mask_h": 264
}]
</instances>
